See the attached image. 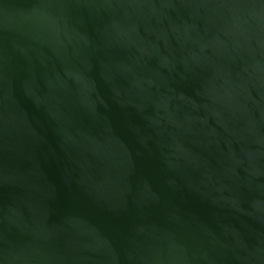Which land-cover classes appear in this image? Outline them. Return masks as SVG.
<instances>
[{
    "label": "water",
    "instance_id": "1",
    "mask_svg": "<svg viewBox=\"0 0 264 264\" xmlns=\"http://www.w3.org/2000/svg\"><path fill=\"white\" fill-rule=\"evenodd\" d=\"M0 264H264V0H0Z\"/></svg>",
    "mask_w": 264,
    "mask_h": 264
}]
</instances>
